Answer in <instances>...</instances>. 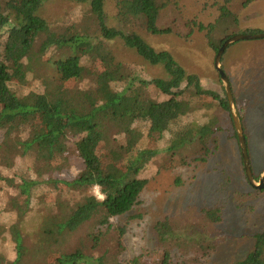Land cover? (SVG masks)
Wrapping results in <instances>:
<instances>
[{
    "label": "trees",
    "instance_id": "obj_1",
    "mask_svg": "<svg viewBox=\"0 0 264 264\" xmlns=\"http://www.w3.org/2000/svg\"><path fill=\"white\" fill-rule=\"evenodd\" d=\"M55 1L77 5L71 23L45 15ZM252 2L210 0L209 6L219 14L206 22L187 15L181 0H0V259L4 264H150L155 254H163L166 264H179L174 257L180 254L183 261L189 253L205 258L216 252L219 244L208 227L221 223L222 213L204 208L200 218L190 212L185 219L159 221L158 248L125 257L122 234L112 220L132 212L145 188L164 170L206 163L218 150L222 132L232 131L237 140L238 136L225 89L217 94L199 77L187 76L174 51L146 54L143 63H122L111 45L120 42L141 55L144 32L175 37L188 45L201 40L217 54L234 37L226 31L217 39L222 26L231 16H235L231 23H236V13ZM243 42L250 41L227 48L223 68L233 47ZM252 51L262 55L259 48ZM147 64L162 67L160 76L148 77ZM139 92H145L146 99L133 101ZM233 99L248 146L255 134L246 118L250 101ZM208 102L219 112L199 118L197 111H204ZM110 123L111 137L105 140L101 131ZM69 136L64 153L68 172L59 176L57 163L62 156L53 148ZM73 187L89 193L81 207L85 216L91 217L100 204L106 212L103 221L92 225L87 246L65 251L78 212L67 223L62 221L56 240H45L46 247L37 248V233L23 227L15 231L20 220L35 211L50 215L55 197ZM95 187L104 197L102 202L94 195ZM254 239V250L235 264H264V233Z\"/></svg>",
    "mask_w": 264,
    "mask_h": 264
},
{
    "label": "rangeland",
    "instance_id": "obj_2",
    "mask_svg": "<svg viewBox=\"0 0 264 264\" xmlns=\"http://www.w3.org/2000/svg\"><path fill=\"white\" fill-rule=\"evenodd\" d=\"M181 4L187 15L191 18L197 16L201 21L208 22L209 16L215 17L219 14L214 7L209 6L210 0H181ZM76 10L75 3L55 1L48 7L45 15L50 19H61L71 23L72 14ZM236 14L237 22L231 23L235 17L231 16L228 24L220 29L217 39L226 31L234 37L264 33V0H253L248 9L238 11ZM141 37L144 42L141 55L132 52L123 43L111 45L116 60L122 63L135 64L139 61L143 63L146 54L174 51L177 59L187 70V76H197L204 87L214 90L217 94L223 93L221 89L225 87L215 67L218 53L215 54L208 48L206 42L200 40L196 45H188L175 37H152L144 32L141 33ZM253 48L261 49L262 52L259 53L262 55L253 52ZM230 50L232 48L227 53ZM263 54L264 40L243 42L233 47L232 56L224 60V68L221 64L222 70L230 80L233 96L239 101L242 99L244 103L250 101L246 118L250 122L249 129L255 134L248 144V153L253 176L257 182L264 174ZM160 73L162 67L146 65L148 77L160 76ZM242 85H245L246 89H242ZM145 99L146 93L139 92L133 101L141 102ZM214 111L219 112L215 106L213 108L211 102H208L206 109L198 110L197 114L199 118L214 117ZM112 130L113 125L110 123L101 131L102 138L109 139ZM70 138L71 136L60 138L53 148L55 153L62 156L57 163L59 176L64 171L68 172L67 156L64 153L68 150L66 143ZM74 188L72 190L75 191ZM255 189L245 173L239 140L233 137L232 131H224L220 135L218 150L212 154L208 162L164 170L145 188L140 197L141 203L128 215L112 222L118 226L122 234L126 247L125 257L131 259L144 251L158 248L155 226L159 221L166 218L185 219L190 212L200 218V211L204 208L220 209L222 222L208 227L210 234L219 244L216 252L205 258L197 253H189L183 261L179 258L181 254L174 258L175 261L179 260V264H235L244 260L254 250V237L264 233V190ZM72 190L55 197V209L52 211L48 209L50 215H46L44 210L35 211L28 215L30 219L29 217L21 219L19 226L14 227L15 231L23 227L27 232H35V235L37 233L39 241L37 248L46 247L45 240L50 239L52 242L56 240L62 221L67 223L68 218L78 212L71 224L73 233L65 246V251H69L70 246L75 249L79 245L87 246L86 236L90 235L89 231L93 224L105 219V208L100 204L91 217L85 216L81 207L87 202L85 197L89 193L82 188L76 189L77 193L76 191L71 193ZM93 192L102 202L104 197L99 188L95 187ZM25 245L28 247V242ZM163 256L153 255L150 264H166L167 259ZM0 264H4V260L0 259Z\"/></svg>",
    "mask_w": 264,
    "mask_h": 264
},
{
    "label": "water",
    "instance_id": "obj_3",
    "mask_svg": "<svg viewBox=\"0 0 264 264\" xmlns=\"http://www.w3.org/2000/svg\"><path fill=\"white\" fill-rule=\"evenodd\" d=\"M263 39H264V33L258 34V35H246V36L232 37V38L228 39L223 44V46L219 50V52L216 56V59H215V67H216V70L218 71L220 78L222 80V83L225 87L226 96H227V100L229 103L230 111H231V114L233 116L234 125H235V129H236L238 140H239V145H240L241 152H242L245 173H246V176H247L248 181L250 182L251 186H253L256 189L262 188L264 186V174L262 175L259 182H257L253 176L251 162H250V158H249V154H248V146H247L246 138L244 135L243 126L241 124V121H240V118H239V115L237 113V109H236V106L234 103L230 81L221 68V60H222V57H223L225 51L227 50V48L229 46H231L237 42L256 41V40H263Z\"/></svg>",
    "mask_w": 264,
    "mask_h": 264
}]
</instances>
